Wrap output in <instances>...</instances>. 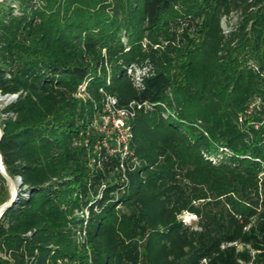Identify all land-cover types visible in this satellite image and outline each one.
<instances>
[{"label": "trees", "instance_id": "1", "mask_svg": "<svg viewBox=\"0 0 264 264\" xmlns=\"http://www.w3.org/2000/svg\"><path fill=\"white\" fill-rule=\"evenodd\" d=\"M263 70L264 0H2L0 264H264ZM104 93L150 104L124 156Z\"/></svg>", "mask_w": 264, "mask_h": 264}, {"label": "built area", "instance_id": "2", "mask_svg": "<svg viewBox=\"0 0 264 264\" xmlns=\"http://www.w3.org/2000/svg\"><path fill=\"white\" fill-rule=\"evenodd\" d=\"M136 68L135 65H130L127 68V72L130 74L132 73V69ZM142 73H144L142 71ZM134 75V74H133ZM264 77V70L262 73ZM134 79L136 83L139 85L141 81L140 74L134 75ZM108 82V80H107ZM86 82H83L79 85V91L76 93L79 97H84L87 95L86 93ZM103 91L102 89H100ZM16 94H11L10 99H14ZM144 107H150V104H147L146 102L140 103L138 101H130L126 106H118L117 105V99L114 95L104 93V99H103V108L102 112L99 116V121L94 120L93 126L99 127L101 130L105 129L106 127V133L107 135L113 133L112 136H110L111 144L108 145V141H103V145L106 147H110L111 152H121L122 156L127 154L128 151V143L132 136V130H131V120L136 115L137 109ZM256 109H260V121L253 122L250 121V123H253L255 127H257L259 124L264 123V100L258 96L254 100H252L248 106L244 109L243 112L239 113L238 115V122L240 124L243 123L245 117L252 115L253 112H255ZM101 122V123H99ZM264 164V162H263ZM264 174V172H262ZM237 246L238 249H241L243 245L238 242H233ZM254 253V250H251V254ZM241 264H246L239 260ZM205 264V261L204 263ZM250 264V263H248Z\"/></svg>", "mask_w": 264, "mask_h": 264}, {"label": "water", "instance_id": "3", "mask_svg": "<svg viewBox=\"0 0 264 264\" xmlns=\"http://www.w3.org/2000/svg\"><path fill=\"white\" fill-rule=\"evenodd\" d=\"M2 0H0L1 2ZM10 95H1L0 94V100H9ZM16 96V95H15ZM2 137V129L0 127V139ZM0 175L5 180L8 190H9V197L0 204V216L2 213L10 206H12L15 202V199L19 193L20 185H21V179L19 176H16L15 178H12L4 168V165L2 163L1 154H0Z\"/></svg>", "mask_w": 264, "mask_h": 264}, {"label": "rangeland", "instance_id": "4", "mask_svg": "<svg viewBox=\"0 0 264 264\" xmlns=\"http://www.w3.org/2000/svg\"><path fill=\"white\" fill-rule=\"evenodd\" d=\"M235 20H236V15L235 14H232L229 18L228 17L222 18L221 24H222V26L224 28V31H227L229 29V27H230V24L233 23ZM132 73L134 75L140 74V73H142V69H139L138 67L133 68L132 69ZM10 100L11 99H9V100H0V110ZM221 156H222L221 154L220 155H215V156H212V158H213L214 161H218V159L221 158ZM7 189H8V187H7ZM179 218L181 220H183L184 222H186V223H192V222H194L196 220V217L193 214H191V213H189L187 211L182 212L179 215Z\"/></svg>", "mask_w": 264, "mask_h": 264}]
</instances>
